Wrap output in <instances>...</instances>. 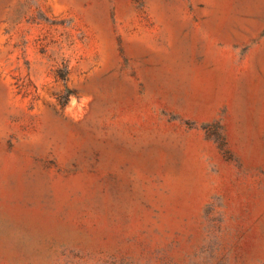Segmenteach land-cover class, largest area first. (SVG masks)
<instances>
[{
    "label": "rangeland",
    "instance_id": "rangeland-1",
    "mask_svg": "<svg viewBox=\"0 0 264 264\" xmlns=\"http://www.w3.org/2000/svg\"><path fill=\"white\" fill-rule=\"evenodd\" d=\"M0 264H264V0H0Z\"/></svg>",
    "mask_w": 264,
    "mask_h": 264
},
{
    "label": "trees",
    "instance_id": "trees-1",
    "mask_svg": "<svg viewBox=\"0 0 264 264\" xmlns=\"http://www.w3.org/2000/svg\"><path fill=\"white\" fill-rule=\"evenodd\" d=\"M60 76L63 78V79H65L66 78V76H67V72L65 71V72H60Z\"/></svg>",
    "mask_w": 264,
    "mask_h": 264
}]
</instances>
